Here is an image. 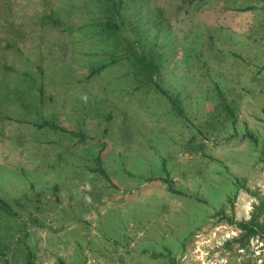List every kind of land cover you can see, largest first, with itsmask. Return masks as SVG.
Instances as JSON below:
<instances>
[{"label":"rangeland","instance_id":"1","mask_svg":"<svg viewBox=\"0 0 264 264\" xmlns=\"http://www.w3.org/2000/svg\"><path fill=\"white\" fill-rule=\"evenodd\" d=\"M192 1L0 0V264H264V0Z\"/></svg>","mask_w":264,"mask_h":264},{"label":"trees","instance_id":"2","mask_svg":"<svg viewBox=\"0 0 264 264\" xmlns=\"http://www.w3.org/2000/svg\"><path fill=\"white\" fill-rule=\"evenodd\" d=\"M99 1L101 3V6L103 7V11L106 13L103 15H108L107 21H105L104 23H101V25L104 27V29H107L111 32H113L114 30H118V31L122 30V26L126 24V22L128 20V16H129V14L128 15L124 14V12L122 11L123 10L122 8L124 6V0H108L109 3L112 4V7H113L110 10L107 7V5H109V4H107V0H99ZM194 1L195 0H193L192 3H194ZM198 1H204V0H198ZM192 7H195V5ZM251 9L252 8H250V10ZM112 11H114V14L109 15L108 12H112ZM162 11H163V13L160 15V21H157V25H159V27L162 24H164V22L167 21L166 13L163 9H162ZM213 12L215 14L214 16L220 17V15H221L220 13L224 12V8L223 9L219 8L217 11H213ZM192 13L194 14V13H196V11L193 10ZM137 15H138L137 11L131 13V16H132V17L130 16L131 20H133L134 19L133 17H136ZM197 16H200V14H198ZM119 19H121L120 24L118 23ZM206 19H207V17H206ZM188 22H189V19L186 17H184L183 21L180 20L179 23L180 24L182 23L181 28L184 29L186 27V25H188L187 24ZM101 25H99V26H101ZM168 27H169V24H168ZM99 31L102 33L104 32V30H99ZM126 40L129 42V45L127 46L125 52L118 54V55H113L112 61H111L112 65H110V66L115 67L114 66L115 64H113V63H117L119 60L124 59V58L135 59L136 62H139L141 64V68H142L141 74L143 75L145 83L155 85L157 87V89L163 95L168 97V99L170 100L174 109L176 111H178L181 115H184V110L181 107V102L177 98L175 99L174 97H172L170 95V93H168L166 90H164L163 87L158 83L157 79H155L156 78L155 75H157L159 73V70H160L159 65L154 61L153 58L151 59V57L147 54V52L144 49L143 50L138 49V47L136 46V44L139 42L137 38L132 39V40L130 38H126ZM108 65L107 64L103 65L97 71L100 72L101 70L105 69L106 67H109ZM230 111H232V110H230ZM41 126H43V125H41ZM45 126H50L52 128H55V129L59 128V126L56 123L49 124L48 122H46ZM81 136L85 138V135H81ZM260 158L264 159V150L261 151ZM100 161L101 160L98 159V163ZM97 171H99L105 177L108 178V175L103 168H99ZM0 211H3L6 215H9V216L17 215L16 211L14 210V207L9 202H7L3 199L0 200ZM258 219H259L258 215L255 214L251 218V221H242L238 225L243 232L240 235V237L236 238L234 241L236 243H239L240 247L244 248L249 243L250 239L255 237V236H258V235L264 236V225L260 224ZM2 254H3V252L0 251V256Z\"/></svg>","mask_w":264,"mask_h":264}]
</instances>
